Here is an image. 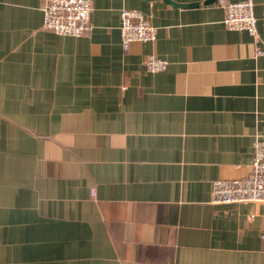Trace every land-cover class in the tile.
<instances>
[{"label":"crops","instance_id":"crops-1","mask_svg":"<svg viewBox=\"0 0 264 264\" xmlns=\"http://www.w3.org/2000/svg\"><path fill=\"white\" fill-rule=\"evenodd\" d=\"M90 1L69 37L0 0V264H264V204L210 201L264 134V0L254 36L217 0ZM124 8L154 41L123 51Z\"/></svg>","mask_w":264,"mask_h":264},{"label":"built area","instance_id":"built-area-1","mask_svg":"<svg viewBox=\"0 0 264 264\" xmlns=\"http://www.w3.org/2000/svg\"><path fill=\"white\" fill-rule=\"evenodd\" d=\"M223 10L222 23L228 30L245 31L251 36L256 34V18L251 0L231 2L217 0ZM90 0H44L42 28L57 35L81 37L90 29ZM119 37L123 51L132 43L152 42L156 38L155 28L150 20L138 10L121 9L119 13ZM256 55H264L261 49ZM167 61L149 55L144 65L150 73H156L167 67ZM211 203L264 204V134L253 142V161L251 173L240 180H218L212 183Z\"/></svg>","mask_w":264,"mask_h":264},{"label":"water","instance_id":"water-1","mask_svg":"<svg viewBox=\"0 0 264 264\" xmlns=\"http://www.w3.org/2000/svg\"><path fill=\"white\" fill-rule=\"evenodd\" d=\"M216 0H205L204 1V5H209V4H212L213 2H215ZM179 6H181V7H196V6H198V3H193V4H190V5H179Z\"/></svg>","mask_w":264,"mask_h":264},{"label":"rangeland","instance_id":"rangeland-1","mask_svg":"<svg viewBox=\"0 0 264 264\" xmlns=\"http://www.w3.org/2000/svg\"><path fill=\"white\" fill-rule=\"evenodd\" d=\"M44 16V15H43ZM145 61H146V59H145Z\"/></svg>","mask_w":264,"mask_h":264}]
</instances>
